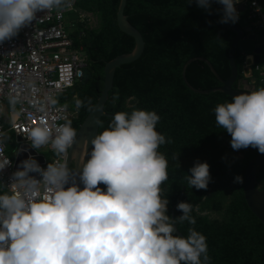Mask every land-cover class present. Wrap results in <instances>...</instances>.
Wrapping results in <instances>:
<instances>
[{
    "label": "trees",
    "instance_id": "trees-1",
    "mask_svg": "<svg viewBox=\"0 0 264 264\" xmlns=\"http://www.w3.org/2000/svg\"><path fill=\"white\" fill-rule=\"evenodd\" d=\"M64 3L65 0H56ZM121 0H75L89 68L69 92L78 116L68 122L75 136L104 86L105 64L131 52L135 39L117 21ZM223 0H127L125 14L142 33L145 49L117 68L99 128L89 201L88 235L114 264L157 258V264H264V223L244 194L247 167L260 152L254 105L222 91L198 93L184 79L194 57L210 61L223 79L232 75L230 49L237 34L223 20ZM230 22H251L249 9ZM83 25V26H82ZM240 40L233 84L244 88L247 53ZM186 78L197 89L222 85L210 66L196 59ZM253 80V78L251 79ZM261 87L255 89L264 102ZM263 115V113H262ZM125 126V127H124ZM75 169L68 174V194ZM264 188V165L257 171ZM0 195V208L5 203ZM174 218V219H173ZM39 260L17 247L11 257Z\"/></svg>",
    "mask_w": 264,
    "mask_h": 264
},
{
    "label": "built area",
    "instance_id": "built-area-1",
    "mask_svg": "<svg viewBox=\"0 0 264 264\" xmlns=\"http://www.w3.org/2000/svg\"><path fill=\"white\" fill-rule=\"evenodd\" d=\"M241 1L264 37V0ZM74 8L73 1L59 6L54 0H0V183L15 197L12 209L0 214V264H84L73 246L63 198L74 141L68 122L79 110L62 98L71 100L69 92L88 69V56L67 26ZM255 69L264 100V60ZM7 101L18 108L10 128L4 125ZM261 112L264 127L262 101ZM9 131L21 139L22 169L7 153ZM42 144L49 159L31 165L42 156L35 145ZM17 247L31 249L39 260L11 257Z\"/></svg>",
    "mask_w": 264,
    "mask_h": 264
},
{
    "label": "water",
    "instance_id": "water-1",
    "mask_svg": "<svg viewBox=\"0 0 264 264\" xmlns=\"http://www.w3.org/2000/svg\"><path fill=\"white\" fill-rule=\"evenodd\" d=\"M126 4L127 0H121L117 13V21L120 29L135 39V47L131 52L120 54L105 64L104 86L101 91V95L98 98V102L84 119L76 135L74 136V141L69 150L68 160L63 173V198L65 215L70 224V231L73 235L74 249L84 264H114V262L108 256L99 252L92 244L88 235L86 210L91 190L93 163L98 148L101 119L103 116L112 115L106 111L105 105L109 99L110 91L114 86L116 70L123 64L137 60L145 49V40L142 33L128 20V17L125 14ZM235 5L236 0H223V6L220 12L225 23L237 34L230 49V64L232 68L231 77L229 79H223L210 61L204 57H194L190 59L184 66V79L187 85L195 92L211 93V91L218 90L235 98L246 99L254 105V126L260 141L261 150L259 154L250 161L247 167L244 179V194L246 201L253 213L264 223V188L260 189L257 187V171L260 166L264 165V127L262 124L261 101L259 96L254 92L253 87L245 86L242 89H236L233 87V84L238 77V68L235 62L236 49L240 40L247 38L245 36V32L251 30V27L243 29L238 23L230 22L227 19V14L230 11L229 6ZM238 9L240 12H244L246 5L240 4L238 5ZM261 52L262 49L257 48L255 50V55H249L247 57L248 64L250 66L253 63V60L256 62L260 60ZM196 59H200L210 66L213 73L221 81V86L214 89L202 90L195 88L189 83L188 79L186 78V69L187 66ZM250 66L246 68L247 77H250L252 74ZM112 116L119 118L116 115ZM24 156V152H22L16 163V166L19 169L23 168V162L25 159ZM39 162H44L43 156L33 158L31 165ZM72 165L75 169V187L72 196L70 197L68 194V174ZM173 228L182 238V241L179 245L162 251L148 259L137 260L128 264H157V258L173 252L181 247L185 241L184 235L178 230L175 223H173Z\"/></svg>",
    "mask_w": 264,
    "mask_h": 264
},
{
    "label": "crops",
    "instance_id": "crops-1",
    "mask_svg": "<svg viewBox=\"0 0 264 264\" xmlns=\"http://www.w3.org/2000/svg\"><path fill=\"white\" fill-rule=\"evenodd\" d=\"M54 1L59 6L65 5L67 1H73L74 6H75V0H65L64 3L57 2L56 0H54ZM238 1H239V3L236 4L235 6H229V9L231 11H233V13L235 15L238 13H241L238 9V5L245 4L241 0H238ZM236 10H237V12H236ZM245 10H247V5H246ZM74 11L78 14L79 17L67 19L68 30H69L72 38H74L75 44L78 47H82L83 50L86 52V50H85L86 47H85V44L83 43L84 38H81L84 35L82 36L83 31H82V28L80 26H81V23H83L84 21H87L90 24L95 22V18L92 16V14H80V13H78L76 10V6L74 8ZM81 18H84L85 20L82 21ZM78 21H80V23H78ZM239 25L243 29H245L247 27H251V30L245 32V36L247 37L246 39H249L251 41V43L246 41L245 42L246 44L243 46V49L247 53L246 60H245V67H244L245 68V80H244L245 84H244V87L245 86L253 87L254 92H255L256 86L261 87V83L259 81V75H258V72L256 71L255 67L257 64L263 62V60H264V50H263L264 37H263L262 31L260 29H258L252 21L249 23L245 22L242 25L241 24H239ZM257 48L262 49V52L260 54V60L258 62L253 60V63L250 66L248 64L247 57L249 55H255V50ZM86 54H87V52H86ZM249 66L251 67L252 74L250 77H247L246 76V68H248ZM252 78H253V80H251ZM64 99L65 98H62V101H64ZM70 99H72V98L70 97ZM68 102L70 103L69 105L73 104V100L68 99ZM17 111H18V108L14 104H12L10 101H7L5 103V106H4V125H5V127H7V128L11 127L13 115L16 114ZM20 146H21V139L19 137H17L14 132L9 131L8 135H7V153L14 161H16V163H17L18 158H19L20 153H21L20 152ZM40 147H46V146L42 144V145H40ZM35 148H36V145H35ZM37 151L40 152L39 150H37ZM41 154H42V156H47V159H49V155H46L45 153H41ZM39 163H42V162H39ZM1 194L4 195V199H6V200H5V203L2 204V208H0V214L4 213V212H9L12 209L14 202H15V197H14L13 193L11 191H9L5 186L1 185V183H0V195Z\"/></svg>",
    "mask_w": 264,
    "mask_h": 264
},
{
    "label": "rangeland",
    "instance_id": "rangeland-1",
    "mask_svg": "<svg viewBox=\"0 0 264 264\" xmlns=\"http://www.w3.org/2000/svg\"><path fill=\"white\" fill-rule=\"evenodd\" d=\"M79 17L78 14L72 10L67 14V18H77ZM72 29V28H71ZM250 43V42H249ZM243 46L246 44L245 41L242 42ZM56 103H60L58 100H56ZM64 104L68 103L67 101H63ZM36 149L39 150L41 153H45L46 155H50L49 149L47 147H40V146H36Z\"/></svg>",
    "mask_w": 264,
    "mask_h": 264
},
{
    "label": "flooded vegetation",
    "instance_id": "flooded-vegetation-1",
    "mask_svg": "<svg viewBox=\"0 0 264 264\" xmlns=\"http://www.w3.org/2000/svg\"><path fill=\"white\" fill-rule=\"evenodd\" d=\"M78 23H80V21H78ZM82 35H83V34H82ZM88 68H89V64H88ZM87 70H88V69H87ZM86 75H87V72H86ZM83 80H84V79H83ZM83 80H82V81H83Z\"/></svg>",
    "mask_w": 264,
    "mask_h": 264
}]
</instances>
